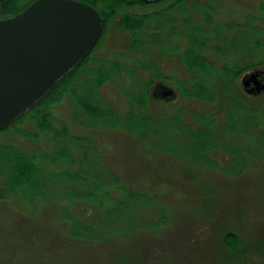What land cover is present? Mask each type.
Here are the masks:
<instances>
[{"label":"rangeland","instance_id":"obj_1","mask_svg":"<svg viewBox=\"0 0 264 264\" xmlns=\"http://www.w3.org/2000/svg\"><path fill=\"white\" fill-rule=\"evenodd\" d=\"M96 3L97 8L106 5L102 0ZM122 10L133 14L161 13L147 22L151 28L147 30L159 34L146 38L143 35L144 42L138 45L131 44L127 32L118 25L120 16L115 14L103 29L99 43L85 57L89 68L99 64L109 67L116 60L135 73L132 76L123 69L119 76L99 86L101 99L120 117L131 110L124 89L139 87V81L151 79L150 99L144 109L153 117L177 109H209L200 101L182 97L177 85L186 77L179 56L198 35L197 27L200 34L209 32V43L219 48L227 45L225 38L229 34L238 38L233 24L250 33L251 39L257 36V30L264 43V0H161L147 5L134 2ZM228 25L230 28L226 33L220 30L219 37L215 35L218 33L212 34L215 27ZM251 39L241 38L237 46L240 53L251 47ZM205 52L217 66L239 60L238 52L231 49ZM251 60L243 58L244 62ZM255 69L264 70V64L246 69L237 82L248 96L242 97L246 109L261 102L259 107L264 110V99H259L264 96V89L251 93L242 85L243 76ZM154 71L156 76H152ZM159 74L163 77L158 78ZM260 79L264 82L263 76ZM157 83L172 88L175 96L154 95ZM73 87L80 93L79 86ZM244 110L222 103L219 141L228 148L242 144L252 149L258 145L252 138L257 127L238 121V117H254L256 112ZM41 112L48 113L46 122L52 125L49 130L36 123ZM228 125L233 127L226 129ZM62 131L66 135L58 142ZM54 132L58 135L52 139ZM192 140L186 136L173 145L183 148V154L159 149V138L138 140L135 133L125 129L97 125L80 111L69 93L13 128L0 131V146L10 145L9 149L27 153L41 168V192L36 195L10 191L4 185L5 177L0 176V264H264V151L246 152L242 162L220 151L214 155L213 165H205L194 155ZM60 144L69 146L73 162L52 161ZM66 169L68 173L80 169L105 176L107 171L114 172L125 188L150 196L133 211L138 228L120 234L112 232L115 223L105 220L98 230L105 231L93 236L69 233L74 221L90 225L101 212L82 200L68 202L71 192H82L90 184L70 182L62 174L60 179L55 177L61 171L65 174ZM109 190L103 200L105 209L110 207L109 200L121 195L120 189ZM227 232L239 237L235 251L223 244Z\"/></svg>","mask_w":264,"mask_h":264},{"label":"trees","instance_id":"obj_2","mask_svg":"<svg viewBox=\"0 0 264 264\" xmlns=\"http://www.w3.org/2000/svg\"><path fill=\"white\" fill-rule=\"evenodd\" d=\"M33 0H8L1 7L2 15L14 14L24 7H26ZM96 7V0H83ZM106 3L104 8H98L104 18V28L107 22L115 15L120 16L118 25L121 29H124L129 37L131 38L132 45L142 44L145 38L149 36L158 35L155 30L150 31L147 22L154 17L160 15L161 11L145 14H133L130 12L123 11L122 8L128 4L137 2L142 5H147L141 0H102ZM177 2H182L183 0H177ZM175 3V2H174ZM171 4L168 9H171L174 5ZM235 26V27H234ZM235 30H238V38L236 36L229 34L225 38L226 46L222 48L212 46L209 41L211 35L209 32H203L200 34V29H198V35L193 37V40L184 52L179 56L180 63L184 66L186 70V77L177 82L179 93L182 97L197 100L204 103L209 107V109L204 111H194L189 109H177L170 114H163L160 117H153L152 115L145 112L144 105L147 103L149 98L148 85L152 83L153 79L148 82L143 80L139 81V87L124 89L125 95L131 106V110L123 114L122 117L112 109V107L105 101L101 99L99 95V86L105 82L113 79L115 76H119L121 70H126V72L131 73L134 76L135 73L128 68L124 63L117 62L113 60L109 63V67L99 64L93 68L86 66L89 61L88 57L85 58L79 66H77L73 71H71L53 90L52 92L37 106H35L28 113L23 115L21 118L16 120L14 123L10 124L3 131L13 128L16 124L23 121L24 119L31 117L32 114L40 112V108L44 105H51L53 103L59 102L64 93H69L80 111L84 113L87 117L92 119L97 125H105L109 128H122L130 133H135L136 138L139 140L148 137L159 138L161 145L158 144L156 147H164L167 151L174 154H183L184 149L179 150L174 144L182 141L184 137H191L193 140L194 155L201 160V163L205 165H213L215 163L214 155H218L220 151L232 154L236 161H243V156L246 152L258 154V152L264 151V110L263 107H259L261 102L255 105L248 106L247 109H251L256 112V116L249 117L245 114L242 118L238 117V121H242L246 126H256L257 131L252 135V138L258 143L255 148H245L242 144L239 146L226 147V145L221 144L219 141L220 132V113L222 108V103L228 102L237 108H243L246 111L245 103L242 97L246 96L241 87L239 86L237 80L238 77L246 69H249L256 65L264 64V43L259 37V32L257 36L251 39L250 33L244 32L237 24H233ZM228 27L217 26L213 29L212 34L219 37L220 30H224ZM154 29V28H152ZM240 35V36H239ZM241 38L251 39V47L245 48L243 53L239 52L237 48L238 44H241ZM99 43V41H98ZM212 49L219 51L234 50L238 52L239 60L228 65L223 64V66H217L208 56L206 55V50ZM174 50V49H172ZM244 57L252 58L249 62H244ZM142 68V64H139ZM152 67V66H150ZM155 70V68H153ZM156 72L154 71L156 76ZM218 74H221L218 75ZM217 76V77H213ZM158 78H162V75H158ZM217 78V79H216ZM79 86L80 93L77 94V90L73 85ZM259 99H264V96H260ZM48 113L41 112L38 121L39 128L43 130H49L52 125L48 122ZM233 125L226 126V129L232 128ZM255 129V128H254ZM57 132L52 134V139L57 136ZM66 135V132H61L58 135V142L60 139ZM216 138V139H215ZM61 146L55 149L54 160L52 161H74L69 153L68 145L60 144ZM10 145L0 146V176L5 177V187L10 191H17L24 194L27 193H40V175L41 168L32 160V158L27 153H22L16 149H9ZM255 149V150H254ZM259 149V150H258ZM240 156V159H238ZM247 156V155H245ZM83 161L86 158L85 155L82 156ZM52 158V157H51ZM83 161L81 165H83ZM65 170V174L62 171L55 177L61 178V174L70 182H88L87 189L80 191L71 192L68 202H73L75 200H82L87 203L93 204L97 207L100 214L94 217V221L90 225H84L74 221L71 224L70 232L74 236L89 237L97 234V232L105 231V228L101 229L103 231H98L102 228L105 220L110 223H115L112 232L120 233L128 232L132 233V230L138 228L135 225L134 213L136 206L150 199V196L131 191L125 188L121 179L117 173L108 172L105 175L100 172L88 170H78L74 173H68ZM120 189L121 195L119 197H113L112 201L109 200L110 207H103V200L106 198L109 188ZM3 197V192L0 190V198ZM99 205V206H98ZM101 207V208H100ZM66 213V212H65ZM127 229V231H124ZM223 244L229 251H235L239 245V237L233 232H227L223 235Z\"/></svg>","mask_w":264,"mask_h":264},{"label":"water","instance_id":"obj_3","mask_svg":"<svg viewBox=\"0 0 264 264\" xmlns=\"http://www.w3.org/2000/svg\"><path fill=\"white\" fill-rule=\"evenodd\" d=\"M7 1L0 0V131L41 103L82 62L104 25L100 11L82 0H33L2 15ZM261 76L259 69L243 76V87L259 93ZM153 94L175 96L163 83L154 86Z\"/></svg>","mask_w":264,"mask_h":264},{"label":"flooded vegetation","instance_id":"obj_4","mask_svg":"<svg viewBox=\"0 0 264 264\" xmlns=\"http://www.w3.org/2000/svg\"><path fill=\"white\" fill-rule=\"evenodd\" d=\"M144 3H146V4H150V3H155V2H157V1H161V0H157V1H151V2H148V1H145V0H142ZM250 86H252V84L250 85Z\"/></svg>","mask_w":264,"mask_h":264}]
</instances>
